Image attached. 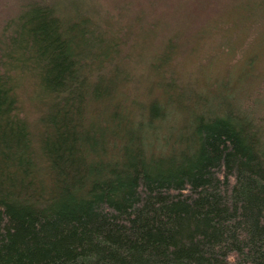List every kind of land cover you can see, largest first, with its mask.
Returning a JSON list of instances; mask_svg holds the SVG:
<instances>
[{
  "label": "trees",
  "instance_id": "1",
  "mask_svg": "<svg viewBox=\"0 0 264 264\" xmlns=\"http://www.w3.org/2000/svg\"><path fill=\"white\" fill-rule=\"evenodd\" d=\"M237 1L211 29L264 42V0ZM175 5L21 0L2 24L0 264H264V123L167 70Z\"/></svg>",
  "mask_w": 264,
  "mask_h": 264
},
{
  "label": "rangeland",
  "instance_id": "2",
  "mask_svg": "<svg viewBox=\"0 0 264 264\" xmlns=\"http://www.w3.org/2000/svg\"><path fill=\"white\" fill-rule=\"evenodd\" d=\"M99 1L112 9L120 0L117 3L114 2L115 0ZM174 1L175 6H184L181 8L182 11L174 15L176 18L165 19L159 25V28L168 25L181 27V29L174 28L173 31H178L176 34L170 31L174 55L170 61L171 68L167 67V70L172 69L179 74L202 70L209 77L210 83L225 82L236 103L264 123L262 35L243 31V27L239 26L241 22L234 27L236 21H233L231 14H225L223 19L219 20V24H215L217 28L211 29V19L222 16V10L228 6L230 0H171L172 4ZM139 2L133 4L135 10L142 6L143 2ZM20 4L21 0H0V29L2 24L20 9ZM132 28L133 33H137L140 25L133 23ZM164 37L166 35L160 34L155 42L157 50L161 48ZM251 57L253 62L249 64ZM219 87V90H222V86ZM24 107L29 116L34 118L33 107H30L27 101L24 102Z\"/></svg>",
  "mask_w": 264,
  "mask_h": 264
}]
</instances>
